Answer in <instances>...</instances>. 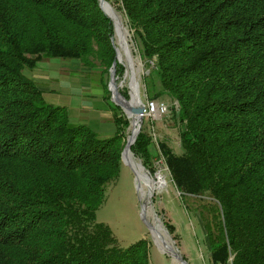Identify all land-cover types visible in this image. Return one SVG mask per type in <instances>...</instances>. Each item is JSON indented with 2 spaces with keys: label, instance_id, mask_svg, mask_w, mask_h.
<instances>
[{
  "label": "trees",
  "instance_id": "trees-1",
  "mask_svg": "<svg viewBox=\"0 0 264 264\" xmlns=\"http://www.w3.org/2000/svg\"><path fill=\"white\" fill-rule=\"evenodd\" d=\"M116 1L153 65L148 100L177 103L182 154L159 148L183 203L212 217L200 212L210 263L264 264V0ZM99 4L0 0V264H150L147 239L124 248L96 217L123 165L121 109L110 103L117 132L101 138L24 73L46 58L110 72L114 26ZM152 146L142 128L132 152L155 174Z\"/></svg>",
  "mask_w": 264,
  "mask_h": 264
},
{
  "label": "rangeland",
  "instance_id": "rangeland-1",
  "mask_svg": "<svg viewBox=\"0 0 264 264\" xmlns=\"http://www.w3.org/2000/svg\"><path fill=\"white\" fill-rule=\"evenodd\" d=\"M110 4L114 8V10L123 17L125 27L129 34L127 40L129 41L130 47L133 51L137 72L139 67L138 62L140 63L141 72L137 74L138 78L136 86L137 88H139L142 100L146 103L148 100V96L145 79L149 75V72L153 68V65L149 61L145 62L142 60L140 54V45L136 41L133 33L128 26V20L125 14L120 11V5L116 0H112V3ZM114 41L115 45L117 46L115 26ZM120 65L124 67L125 71L124 75L122 77H119L117 76L116 67V77L118 78L116 84L119 86V91L122 94H124V92H127L130 97L131 90L128 84L127 74L125 76L128 68L126 63ZM24 73L28 78H33L32 80L38 85L41 90L43 89L50 93L54 92L51 91V86L57 87L59 85L62 90L71 91L75 88L80 87L81 85H83V83H87L89 86L96 84V89L100 90L104 94L107 93L104 85L108 84L109 91V83L111 80V70L107 73L105 68L100 65H97L94 68H88L82 62L75 60L46 58L39 63L38 67L35 70L26 69ZM36 73H41L39 74L41 78H44L46 80L47 78H45V75H50L52 78H54L55 83L51 84V82H53L51 80L49 85L45 84L41 85L40 87V85L34 78ZM84 87L86 86L84 85ZM64 92L68 93V91ZM64 92L60 93L59 95L62 96V94H65ZM53 96L61 98L57 95ZM109 96L112 97L111 92L110 95L107 93V98H109ZM108 100L111 104L117 106L112 102L111 98ZM158 101L166 103L170 108V113L162 119L144 117V123L142 125V128H144L146 133L152 138V153L154 155V158L152 159L151 165L153 166L156 173H159L157 177H159L161 180L160 187L154 194L155 209L158 212L159 216H164V225L165 221L175 225L176 232L174 235H172V238L179 248L181 254L189 264H211L210 253L208 250L210 249V245L208 242H206L207 234L204 230L203 220L201 218L200 212L203 211L208 219H211L212 217L207 210L201 208L204 202L199 201L196 198H190L183 203L180 197V192L177 190L172 180L170 171L165 163L164 158L161 155V151L159 148V143L164 142L176 154H182L180 140L181 126H179V123L177 122L175 116V111H177V103L169 97H162ZM62 103L64 102L60 100V104L58 105L63 106ZM118 107L121 109V111L115 109L116 113L120 115L124 114V120H128L129 122V125L125 131L127 144L128 137L132 135L133 131L131 127V120L125 114L123 109L120 106ZM89 127H91V129H95L94 126ZM116 132V126L110 133H102L99 130L97 131L98 135H100L101 138L113 137ZM156 138L157 140H155ZM126 158L129 162L132 163H142L141 159L136 158L135 160L130 154H127ZM138 168L139 167H137V170ZM135 176L136 175L134 174V172L128 166L124 164L122 165L121 172L117 180L110 183L106 187V199L104 204L97 211V221L108 226L112 230L115 237L118 239L120 245L124 248H127L142 239H147L150 242V264H181L177 259L174 260L171 256H168L167 254H163L161 252V250L163 249L166 251V253L169 254V251L165 246L166 235L164 234L160 226L158 227V225L155 224L156 232L154 230V235L158 243L157 245L160 246L161 250L156 245L153 239V234L142 218V205L145 206L144 199L147 190L145 189L139 178L136 181ZM144 180L148 185V179L145 175V172ZM137 183L140 186V192L137 189ZM148 212L151 213L150 206L148 207ZM144 213L146 214V208L144 209ZM148 216V218L152 221L153 216H151L150 214Z\"/></svg>",
  "mask_w": 264,
  "mask_h": 264
},
{
  "label": "crops",
  "instance_id": "crops-1",
  "mask_svg": "<svg viewBox=\"0 0 264 264\" xmlns=\"http://www.w3.org/2000/svg\"><path fill=\"white\" fill-rule=\"evenodd\" d=\"M39 63L37 64L36 68L38 67ZM39 74L41 73H36L34 78L40 87L41 85L45 84L49 85L51 80L53 81L51 84L55 83L54 78H52L50 75H45V78H47L46 80L41 78ZM84 85L86 87H84ZM42 91L44 92L46 101L48 103L50 102L49 104L59 106L58 104H60V100L64 102L62 103L63 107L67 108L70 119L74 124L94 126L95 129L93 130L96 133L98 130L102 133H110L116 126L114 122L113 107L110 105V102L107 98V93L103 94L100 90H97L96 84L89 86L87 83H83V85L71 91L62 90V88H60L58 85L57 87L51 86V91H54L53 93L47 92L43 89ZM64 91H68V93ZM62 92L65 94H62V96L59 95ZM53 95H57L61 98L54 97Z\"/></svg>",
  "mask_w": 264,
  "mask_h": 264
},
{
  "label": "water",
  "instance_id": "water-1",
  "mask_svg": "<svg viewBox=\"0 0 264 264\" xmlns=\"http://www.w3.org/2000/svg\"><path fill=\"white\" fill-rule=\"evenodd\" d=\"M99 3H100L99 6H100L101 10L104 12V14L108 18H110V20L114 24L110 13L106 10L107 7L110 8L111 10H113L114 8L106 0H99ZM114 26H115V24H114ZM115 32H116V27H115ZM112 43H113V46H114V49H115V52H116V58H115V61L113 63V66L111 68V80H110V83H109V91L112 93V97H111L112 102L115 103L117 106H120L130 120H131L130 114L135 116L134 123H132V121H131V127H134L135 133H133L134 136H133L132 139H130L128 137L127 144H126V146L124 148V151L122 153V161H123L124 165L128 166L134 172V174L136 175L135 177H136V181H137L139 176L136 173V170L134 169L132 164L130 162L126 163L125 155L132 154L134 156V153L132 152V146L136 143L137 138H138L139 134L141 133L142 125L144 123V112H145L146 106H145V102L139 97L138 94H137L138 103L136 104V106H133V105H131V102H132L131 92H130V99H126L123 96V94L119 91V86L116 84V81L118 79L116 77V67H117L118 64H123V63L120 61V59L118 57V50H117V46L115 45L114 37L112 38ZM126 74H127V72L125 73V76H126ZM141 166H142V168L144 170H146L148 172V174L150 175L151 178L157 177V175H159V173L153 174L150 170H148L143 165V163L141 164ZM137 189L140 192V186L138 185V183H137ZM148 205L152 207L153 215L156 218V221L163 226V228L165 230V233L167 234L168 238L170 239V241L172 243V247H171L172 254H174L175 258L181 264H189L185 260L184 256L181 254V252H180L179 248L177 247L175 241L173 240L172 235L170 234L169 230L167 229V227H165V225H164V216H159L158 212L155 209L154 192H152L150 194L149 198H148ZM144 209H145V206L142 205V218H143L144 222L147 224L149 230L152 233L153 226L147 220L146 215L144 213ZM161 252L163 254H167L168 256H171V254L165 253L162 250H161Z\"/></svg>",
  "mask_w": 264,
  "mask_h": 264
},
{
  "label": "bare ground",
  "instance_id": "bare-ground-1",
  "mask_svg": "<svg viewBox=\"0 0 264 264\" xmlns=\"http://www.w3.org/2000/svg\"><path fill=\"white\" fill-rule=\"evenodd\" d=\"M109 9L110 8H108V7L106 8V10L110 13ZM113 11H114V9H113ZM110 15H111V13H110ZM111 17H112V15H111ZM112 19H113V17H112ZM113 22H114L115 27H116V23H115L114 19H113ZM127 35H128V31H127V29L126 30H123V25H121V28L120 29H118V30L116 29V38H119L120 39L121 52L125 55V58L127 60H130L131 61V59H130V57H131L130 44H129V41L127 40ZM117 50H118V48H117ZM121 52L118 51V57H120V53ZM138 64H139L138 72H137V70L133 69V67H130V70L129 71L127 70V79L129 81V87H130L131 95H132L131 105H133V106H136V104L138 103V101H137V94L141 98L140 91H138V88L136 86L137 85V78H138L137 77V74H139L141 72L140 71L141 70L140 69V63L138 62ZM130 117H131L132 123H134L135 116L132 115V114H130ZM132 129H133V131H132V135L129 137L130 139L133 138V136H134L133 133H135L134 127H132ZM130 155L132 156V158H134L136 160V157L135 156H133L132 154H130ZM126 157H127V155H125V161H126V163H129V161H128V159ZM130 163L132 164V166L136 170V173L138 174L140 181L142 182V184L144 185L145 189L147 190V193H146V196H145V199H144L145 200V208H146V214L145 215H146L147 220L153 226V230H152L153 239H154V241H155V243L157 245L158 243H157V241L155 239V235H154L155 224H156V225H158V227L160 226V228L163 230L164 234L166 235L165 246H166L167 250L169 251V254H171V257L174 260H176L174 254H172V252H171V245H172V243H171L170 239L168 238L167 234L165 233V230H164L163 226L156 221V218L153 215V211H152V207L151 206H150L151 213L148 212V207H149V205H148V198H149V196H150V194L152 192H154V194H155L156 191L159 189L161 180H160L159 177L151 178L150 175L148 174V172L142 168V166H141L142 163L141 162H136V163L130 162ZM135 166L139 167L138 170H137V167H135ZM144 172L146 173V175L149 178L148 179V185L146 184V182L144 180ZM149 214L151 216H153L152 217V221H151V219L148 218L149 217L148 216ZM155 232H156V230H155ZM170 243H171V245H170ZM158 247L160 248V246H158ZM163 251L166 253L165 250H163Z\"/></svg>",
  "mask_w": 264,
  "mask_h": 264
},
{
  "label": "built area",
  "instance_id": "built-area-1",
  "mask_svg": "<svg viewBox=\"0 0 264 264\" xmlns=\"http://www.w3.org/2000/svg\"><path fill=\"white\" fill-rule=\"evenodd\" d=\"M145 106H146V109L144 112L145 118L162 119L170 113L169 106L164 102L147 100V102L145 103ZM155 140H157V138Z\"/></svg>",
  "mask_w": 264,
  "mask_h": 264
}]
</instances>
